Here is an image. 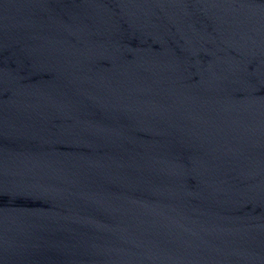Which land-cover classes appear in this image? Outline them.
I'll return each mask as SVG.
<instances>
[{
	"label": "water",
	"instance_id": "95a60500",
	"mask_svg": "<svg viewBox=\"0 0 264 264\" xmlns=\"http://www.w3.org/2000/svg\"><path fill=\"white\" fill-rule=\"evenodd\" d=\"M0 264H264V0H0Z\"/></svg>",
	"mask_w": 264,
	"mask_h": 264
}]
</instances>
